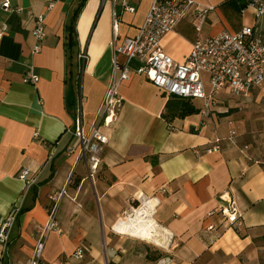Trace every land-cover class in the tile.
Listing matches in <instances>:
<instances>
[{
  "label": "crops",
  "instance_id": "crops-1",
  "mask_svg": "<svg viewBox=\"0 0 264 264\" xmlns=\"http://www.w3.org/2000/svg\"><path fill=\"white\" fill-rule=\"evenodd\" d=\"M10 1L21 11L0 8V22L8 27L0 37V220L13 206L20 212L2 256L0 246V264L29 263L38 230L48 220V194L63 187L66 195L57 215L61 232L45 236L48 263L264 264V137L257 128L264 118L250 109L264 97V86L252 90L247 103L253 102L241 115L230 109L247 98L233 99L222 90L205 116L202 99L166 96L144 75L131 72L119 89L123 101L117 117L101 128L108 141L90 176L76 152L67 154L77 144L72 134L75 102L72 113L67 103L80 92L84 129L94 125L110 78L111 3L84 0L69 60L65 26L80 0ZM196 1L216 9L200 33L189 13L162 38L174 61H184L196 37L243 26L236 21L240 14L233 1ZM151 2L129 0L135 8L129 12L120 10L119 1L117 43L136 33ZM38 14L45 15V35L33 53ZM81 49L87 59L79 71L76 54ZM27 66L39 76L36 84L23 80ZM216 138L220 149L207 152ZM24 170L34 184L21 177ZM220 195L239 211L233 225L217 211L227 204ZM144 222L152 224L150 238L141 233ZM80 245L86 250L77 259L71 254Z\"/></svg>",
  "mask_w": 264,
  "mask_h": 264
},
{
  "label": "built area",
  "instance_id": "built-area-1",
  "mask_svg": "<svg viewBox=\"0 0 264 264\" xmlns=\"http://www.w3.org/2000/svg\"><path fill=\"white\" fill-rule=\"evenodd\" d=\"M107 0H102L104 3ZM112 8V41L113 50L110 68V78L105 94L97 110L94 125L84 129L82 120L83 96L79 92L75 101V116L72 134L77 144L67 149V154L77 153V161H83L90 176L97 170L108 137L101 129L110 126L121 108L123 98L120 94L121 85L130 79L131 72L142 74L166 96H176L183 99L199 98L203 101L202 114L208 116L216 105V96L222 90L235 97H247L252 90L264 85V39L262 22L264 19V0H230L241 4L240 15L250 8L253 22L244 24L239 30L223 28L216 34L198 36L191 43L190 50L182 62L165 52L161 40L189 14L192 13L191 25L197 33L202 31V24L208 14L216 6L207 4L200 6L196 0H152L142 24L135 34L125 36L117 43L120 11L133 12L135 8L128 4L129 0H108ZM52 4L47 7L50 8ZM0 8L4 11H21L14 8L10 0H0ZM7 23L0 22V37L7 30ZM45 15L38 14L32 30L35 43L32 52L40 50L45 32ZM78 70L81 71L87 59L85 49L76 54ZM137 62L131 68V62ZM39 76L33 66H27L23 73L25 82L36 84ZM206 84L208 88L206 89ZM37 133L34 134L36 136ZM220 138L214 140V145L207 150L213 152L220 149ZM28 170L21 177L27 184H34L35 179L28 178ZM70 179H68V182ZM66 188L48 194L46 206L48 220L38 231V238L33 247L28 264H64L62 261L48 263L43 258L45 236L50 231L61 232L57 219L58 209ZM227 201L221 205L218 212L223 220L231 225L239 219V211L234 203ZM20 212L19 206H13L9 213L0 220L1 256L7 250L10 233ZM216 210L210 211L212 215ZM210 228H212L210 226ZM86 247L78 246L71 256L80 259L84 256Z\"/></svg>",
  "mask_w": 264,
  "mask_h": 264
},
{
  "label": "trees",
  "instance_id": "trees-1",
  "mask_svg": "<svg viewBox=\"0 0 264 264\" xmlns=\"http://www.w3.org/2000/svg\"><path fill=\"white\" fill-rule=\"evenodd\" d=\"M232 3H236L238 5H236V9L240 10L241 8V4L237 3V2H232ZM84 4V0H80L79 3L77 4V6L73 9L69 20L67 21V24L65 26L66 30H67V35H66V41H65V48L67 50V57L69 60L72 59V52H73V47L76 45V34H75V23H76V18L77 15L79 13V11L81 10L82 6ZM71 64V63H69ZM69 75L70 77L68 78L69 81H71V77H72V71L69 70ZM78 80V74L77 77L74 79L75 82H77ZM70 83V82H69ZM69 91L72 90L71 85H69ZM74 100H69V102L67 103V107L70 110V112L72 113V109H73V105H74ZM193 111V110H191Z\"/></svg>",
  "mask_w": 264,
  "mask_h": 264
},
{
  "label": "rangeland",
  "instance_id": "rangeland-1",
  "mask_svg": "<svg viewBox=\"0 0 264 264\" xmlns=\"http://www.w3.org/2000/svg\"><path fill=\"white\" fill-rule=\"evenodd\" d=\"M247 16H249V18H250L249 19V22L252 23L253 20L251 19V9L250 8L246 9V12H245L244 15H241V16L239 15V18H236V21H240V26L241 25H244L243 20ZM262 33H263V39H264V27L262 28ZM252 95H253V93H251L249 96L245 97V99L247 98V100H245L243 102H240V103L239 102H236V103H234L233 106H235V107H232L230 110H236V111H238L239 112L238 113L239 115H241L242 112H244V111H248V107H249L248 104H251V102H253V101H250V103H247V102H249V100L251 99L250 97ZM230 97L233 98V99L236 98V97L234 98L233 96H230ZM237 98H240V97H237ZM250 109H253L255 111V113H254L255 114V117H257V115H259V116L263 115L264 116V97H261L260 100L254 101V103H252V106L250 107ZM239 115H236V116H239ZM263 116L261 118H264ZM237 119L239 120V119H241V117H239ZM257 128H261L262 129L261 132H262L263 137H264V125L263 126H259V127L257 126ZM58 211H59V209H58Z\"/></svg>",
  "mask_w": 264,
  "mask_h": 264
},
{
  "label": "bare ground",
  "instance_id": "bare-ground-1",
  "mask_svg": "<svg viewBox=\"0 0 264 264\" xmlns=\"http://www.w3.org/2000/svg\"><path fill=\"white\" fill-rule=\"evenodd\" d=\"M142 215H138V218H142L141 217ZM141 233H143L145 236H147V238H150V236L152 235V224L150 223H146V222H144V223H142V225H141ZM140 233V234H141Z\"/></svg>",
  "mask_w": 264,
  "mask_h": 264
}]
</instances>
